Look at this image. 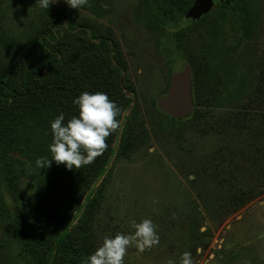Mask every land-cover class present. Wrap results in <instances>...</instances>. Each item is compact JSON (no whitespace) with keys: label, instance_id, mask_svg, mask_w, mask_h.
Wrapping results in <instances>:
<instances>
[{"label":"rangeland","instance_id":"obj_1","mask_svg":"<svg viewBox=\"0 0 264 264\" xmlns=\"http://www.w3.org/2000/svg\"><path fill=\"white\" fill-rule=\"evenodd\" d=\"M247 1L250 19L246 31L247 23L233 25L234 8L230 0V8L216 5L200 22H187L182 12L174 13L163 22L162 29L149 28L152 25L144 0H88L79 10L70 8L64 0H55L48 10L36 5V0H6L2 4V25L12 30L24 45L29 39L22 34L31 33L34 26L41 23L39 21L45 17L43 12L47 19L54 14L65 15L75 25L84 24L98 36L110 37L118 44L125 75L134 92L133 105L126 118L127 129L133 131L134 144L128 156L112 163L99 186L102 198L94 223L96 249L105 237L133 234V221L140 223L150 219L159 243L140 252L133 242L127 249L124 264H180L185 252L190 253L191 264H264V111H261L264 84L262 93L256 84L257 97H249L235 106L255 115L256 132L242 131V140L248 137L260 148L257 161L247 162L248 157L236 156L240 168L237 179L243 187L254 184L262 193L222 223L221 218L213 215L217 227L208 218L201 226V231L206 232L203 241L208 245L205 248L190 246L191 241L186 237L192 214L190 197L200 201L201 211L206 216L199 198L200 185L205 178L214 176L212 162L217 159L222 143L223 150L226 149L235 130L226 123V117L223 123L215 124L221 116L218 113L199 121L180 122L157 110V100L166 94L171 75L180 71L188 60L194 61V74L204 87L202 96H205L206 109L215 102L206 88L218 82L221 75L225 78L227 70L237 71L238 68L252 72L255 67L264 71V0ZM222 13L226 20L217 29L216 23L211 22ZM62 26L68 30L65 23ZM85 38V34L68 35V49L73 51ZM253 59L258 61L254 65L251 64ZM9 61V50H1L0 68ZM253 100L256 103H252ZM225 108L223 113H233ZM256 109L259 114H255ZM28 139L27 144L21 145L27 154L21 157L28 162L31 171L43 173L49 167L41 172V168L34 165L37 158H51L48 150L51 141L40 132L32 133L31 129L24 140ZM19 162H14L15 170L21 168ZM226 164L225 161L228 171ZM57 167L55 177L47 176L36 183L51 197L46 214L60 210L65 213L68 208L71 170L63 164ZM8 168L9 162L0 155V264H27L17 237L21 230L13 218L7 219V211L3 210L10 207L13 216L11 206L15 205V200L8 194L4 181ZM202 196L208 197L207 194Z\"/></svg>","mask_w":264,"mask_h":264},{"label":"trees","instance_id":"obj_2","mask_svg":"<svg viewBox=\"0 0 264 264\" xmlns=\"http://www.w3.org/2000/svg\"><path fill=\"white\" fill-rule=\"evenodd\" d=\"M5 1L0 0V51L8 49L10 61L8 65L0 68V155L9 162L4 181L15 205L11 206L13 216L10 214V207H4L3 210L7 211V219L13 218L21 230L17 237L27 264H86V258L96 250L94 223L102 198L99 186L112 163L117 158L128 156L133 148V131L127 129L126 118L133 105L134 92L128 84L118 44L113 39L98 36L84 24L75 25L65 15L54 14L47 19L43 12L42 16L45 17L41 18V23H37L31 33L22 34L29 39V43L24 45L12 30L2 25L1 11ZM194 2L195 0H144L152 25L149 28L162 29L163 22L174 13L182 12L186 17ZM230 2L234 8L233 25L237 27L247 23L246 31L250 19L248 1ZM220 5L230 8L226 3ZM225 16L222 13L211 23H216L218 29L219 24H224ZM62 23H65L68 30H64ZM84 34L86 38L81 39V43L70 51L68 35ZM188 61L193 70L196 69L194 61ZM257 62L253 59L251 64ZM253 69L252 72H248L250 69L245 72L231 68L224 74L225 78L221 75L218 82L206 88L215 101L210 109L207 108L208 111H205V96H202L204 87L195 76L194 113L185 120L170 117L180 122L189 119L199 121L202 117L209 118L211 114L218 113L221 116H218L219 122L215 124L223 123L226 117V123L235 130V134L227 142V150H223L222 143L223 147L218 151L217 159L212 162L211 172L214 176L205 178L200 185L199 198L206 216L201 211L200 201L190 197L188 205L192 214L188 220L186 235L188 241H191L190 246L207 247L208 244L203 241L206 232L201 231V226L208 218L217 227L218 223L213 215L221 218L219 222L222 223L262 193L256 190V185L245 188L237 179L240 168L236 156L248 157L247 162H251L258 160L260 152V148L255 147L248 137V140H242V131L249 129L256 132L255 115L251 116L245 110L235 107L249 97H257V83L261 87V93L263 91L261 85L264 84V71L255 67ZM85 91L104 92L115 101L120 108L116 117L119 126L106 138L107 148L102 155L97 156L90 164L71 170L72 183L66 212L60 210L46 214L45 208L51 197L49 192L38 188L36 183L47 176L55 177L59 167L52 162L43 173L31 171L28 162L21 157L23 153L27 154L21 145L29 142V139L24 140L29 129L32 133H42L45 139L52 142L50 122L60 113H64L65 122L78 116V107L73 104V100ZM252 103H256L255 100ZM224 105H228L226 108L233 113H223ZM254 112L259 114L257 109ZM224 159L227 170L230 169L228 171L225 169ZM14 162H19L21 168L15 170ZM227 176L230 178L228 181ZM204 194L208 197L204 198Z\"/></svg>","mask_w":264,"mask_h":264},{"label":"clouds","instance_id":"obj_3","mask_svg":"<svg viewBox=\"0 0 264 264\" xmlns=\"http://www.w3.org/2000/svg\"><path fill=\"white\" fill-rule=\"evenodd\" d=\"M55 0H36V5L48 10ZM72 9H80L88 0H64ZM78 107V116L65 122L64 113H60L50 122L52 142L48 145L51 159L37 158L36 167L46 169L52 162L63 164L66 169H79L90 164L107 148L106 138L119 126L116 117L120 108L104 92H82L74 98ZM135 232L131 235L117 233L114 237H105L103 244L86 258V264H124L127 249L135 243L138 251L143 252L159 243L155 226L150 219L140 223L132 222ZM180 264H191L190 253H183Z\"/></svg>","mask_w":264,"mask_h":264},{"label":"water","instance_id":"obj_4","mask_svg":"<svg viewBox=\"0 0 264 264\" xmlns=\"http://www.w3.org/2000/svg\"><path fill=\"white\" fill-rule=\"evenodd\" d=\"M221 3L229 0H196L187 19L203 16ZM192 88V68L185 63L182 70L172 74L167 93L157 100L158 110L175 120L188 119L195 111Z\"/></svg>","mask_w":264,"mask_h":264},{"label":"flooded vegetation","instance_id":"obj_5","mask_svg":"<svg viewBox=\"0 0 264 264\" xmlns=\"http://www.w3.org/2000/svg\"><path fill=\"white\" fill-rule=\"evenodd\" d=\"M229 3H230V2H229ZM221 4H222V3H221ZM227 4H228V3H227ZM218 5H220V4H218ZM213 8H214V7H213ZM213 8H212V10H213ZM191 9H192V8H191ZM212 10H211V11H212ZM211 11H210V12H211ZM210 12H209V13H210ZM209 13H207V14H209ZM187 14H188V13H187ZM205 16H206V14L203 15V16H200V17H191L190 19H187V15H186L185 19H186L187 22H193V21H196V20H197V21H198V20L200 21V20H201L203 17H205ZM199 21H198V22H199ZM188 64H189V63H188ZM189 65H190V64H189ZM183 66H184V65H183ZM190 66H191V65H190ZM191 68H192V66H191ZM182 69H183V68H182ZM182 69H181V70H182ZM192 76H193V86H194V78H195V74H194V70H193V68H192ZM169 84H170V83H169ZM192 90H193V88H192ZM166 93H167V92H166ZM193 99H194V96H193Z\"/></svg>","mask_w":264,"mask_h":264}]
</instances>
